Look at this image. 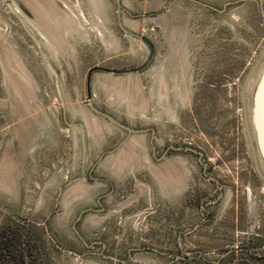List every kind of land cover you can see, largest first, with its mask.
<instances>
[{"label":"rangeland","instance_id":"obj_1","mask_svg":"<svg viewBox=\"0 0 264 264\" xmlns=\"http://www.w3.org/2000/svg\"><path fill=\"white\" fill-rule=\"evenodd\" d=\"M262 84L264 0H0V237L264 264Z\"/></svg>","mask_w":264,"mask_h":264},{"label":"flooded vegetation","instance_id":"obj_2","mask_svg":"<svg viewBox=\"0 0 264 264\" xmlns=\"http://www.w3.org/2000/svg\"><path fill=\"white\" fill-rule=\"evenodd\" d=\"M49 255L40 250L34 239L12 233L0 237V264H54Z\"/></svg>","mask_w":264,"mask_h":264},{"label":"water","instance_id":"obj_3","mask_svg":"<svg viewBox=\"0 0 264 264\" xmlns=\"http://www.w3.org/2000/svg\"><path fill=\"white\" fill-rule=\"evenodd\" d=\"M254 119H255V125L258 132L260 144L264 152V84L260 85L257 90L255 108H254ZM127 130L128 132H130V129Z\"/></svg>","mask_w":264,"mask_h":264}]
</instances>
